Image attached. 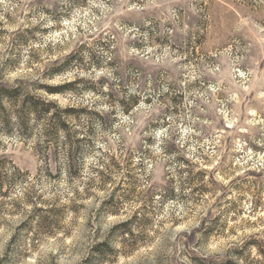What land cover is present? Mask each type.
Returning <instances> with one entry per match:
<instances>
[{"label": "rangeland", "instance_id": "obj_1", "mask_svg": "<svg viewBox=\"0 0 264 264\" xmlns=\"http://www.w3.org/2000/svg\"><path fill=\"white\" fill-rule=\"evenodd\" d=\"M2 85L75 111L5 104L0 264H92L105 203L143 264H264V0H0Z\"/></svg>", "mask_w": 264, "mask_h": 264}, {"label": "clouds", "instance_id": "obj_2", "mask_svg": "<svg viewBox=\"0 0 264 264\" xmlns=\"http://www.w3.org/2000/svg\"><path fill=\"white\" fill-rule=\"evenodd\" d=\"M90 75V73L75 72L71 74V79ZM74 84L78 88V84ZM83 102L87 103V96ZM127 103L131 104L134 101L129 100ZM93 207H98V204ZM116 207L112 203H105L95 214L102 239L96 242L98 246L92 264H143V258L154 251L151 247L139 249L138 241L143 238L145 221L132 215L135 209L131 206L120 214H115Z\"/></svg>", "mask_w": 264, "mask_h": 264}, {"label": "trees", "instance_id": "obj_3", "mask_svg": "<svg viewBox=\"0 0 264 264\" xmlns=\"http://www.w3.org/2000/svg\"><path fill=\"white\" fill-rule=\"evenodd\" d=\"M65 86L50 87L46 86V92L50 94L62 93ZM9 104L12 108H18V119L19 127L23 128L26 126V119L24 114L33 115L36 118H46L48 129L54 131L55 133L66 129L69 126V115L71 112H74V108H67L62 110L55 103L43 99L42 97L27 95L25 98L21 97L19 87H7L0 86V118H3L5 124H9V119L6 118V114L9 111V108L5 104ZM10 113V112H9ZM50 116V117H49ZM5 173H0V189L4 186L3 176ZM12 176H15L17 173H10ZM98 246V245H97ZM95 246L94 253L97 248ZM94 255V254H93Z\"/></svg>", "mask_w": 264, "mask_h": 264}]
</instances>
